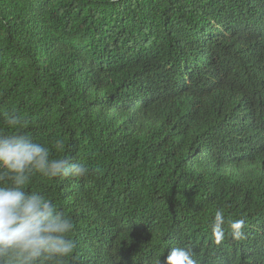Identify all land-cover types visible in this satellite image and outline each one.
<instances>
[{
	"label": "trees",
	"instance_id": "obj_1",
	"mask_svg": "<svg viewBox=\"0 0 264 264\" xmlns=\"http://www.w3.org/2000/svg\"><path fill=\"white\" fill-rule=\"evenodd\" d=\"M6 113L88 168L26 185L73 221L65 264H264V0H0Z\"/></svg>",
	"mask_w": 264,
	"mask_h": 264
},
{
	"label": "clouds",
	"instance_id": "obj_2",
	"mask_svg": "<svg viewBox=\"0 0 264 264\" xmlns=\"http://www.w3.org/2000/svg\"><path fill=\"white\" fill-rule=\"evenodd\" d=\"M5 115L13 131L0 133V264H65L76 248L73 221L44 196L27 191L26 185L34 174L47 179L83 177L88 168L51 158L47 146L17 131L25 127V120ZM225 223L224 210H216L210 229L217 244L225 239ZM244 224L243 219L231 221L232 239L244 238ZM163 264L198 262L190 248L172 247Z\"/></svg>",
	"mask_w": 264,
	"mask_h": 264
}]
</instances>
